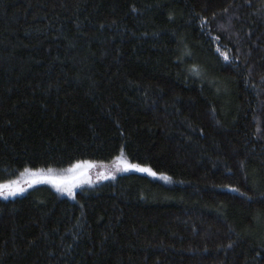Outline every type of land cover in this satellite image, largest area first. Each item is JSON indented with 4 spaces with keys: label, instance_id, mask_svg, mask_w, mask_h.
Returning <instances> with one entry per match:
<instances>
[{
    "label": "trees",
    "instance_id": "1",
    "mask_svg": "<svg viewBox=\"0 0 264 264\" xmlns=\"http://www.w3.org/2000/svg\"><path fill=\"white\" fill-rule=\"evenodd\" d=\"M117 157L0 198V264H264V0H0V182Z\"/></svg>",
    "mask_w": 264,
    "mask_h": 264
},
{
    "label": "rangeland",
    "instance_id": "2",
    "mask_svg": "<svg viewBox=\"0 0 264 264\" xmlns=\"http://www.w3.org/2000/svg\"><path fill=\"white\" fill-rule=\"evenodd\" d=\"M125 164H133L127 161L116 160L109 163H95L92 164L91 167L87 165H81L79 169H71L64 171H55V170H28L22 173L18 178L0 182L2 185H8V189L3 190V194L0 195V198H7L18 196L24 193L29 187L34 186L36 184H47L52 188L57 190L59 193L70 197L72 194V190L80 185L83 182H91L98 181L103 178H108L119 171H125ZM117 165H119V169L117 170ZM137 165V164H135ZM140 168H147L145 166L138 165ZM149 169V168H147ZM151 170V169H150ZM127 171H138L135 168H128ZM142 172V171H138ZM152 172V170H151ZM148 173L150 172H142ZM18 188H23V192H17L15 195H8L9 189L15 190ZM58 188L60 190H58ZM71 192V194H69Z\"/></svg>",
    "mask_w": 264,
    "mask_h": 264
},
{
    "label": "snow or ice",
    "instance_id": "3",
    "mask_svg": "<svg viewBox=\"0 0 264 264\" xmlns=\"http://www.w3.org/2000/svg\"><path fill=\"white\" fill-rule=\"evenodd\" d=\"M218 51H219V49H218ZM221 54L224 56V59H225L226 61L229 60V57H228V55H227L226 53H221ZM193 71L195 72L196 70L193 69ZM121 155H123V152H121ZM117 160L119 161L120 158L117 157ZM87 166H88V167H91L90 164L87 165ZM80 167H81L80 164H76V165L73 166L74 169H79ZM128 168H135V169L138 170V171H142V172H150L151 175H156V173L151 172L150 169H147V168H140L138 165H135V164H131V165H129V164H125V165H124V170H127ZM117 170H120V169H119V165H117ZM25 171H28V169H25ZM49 171H51V169H49ZM8 188H9L8 185H2V184H0V195L3 194V190H4V189H8ZM58 190H60V189L58 188ZM232 190H233V191H238V189H232ZM23 191H24L23 188H18V189H15V190L9 189V191H8V195H15L17 192H23ZM69 194H71V192H69ZM4 198L6 199L7 196H5Z\"/></svg>",
    "mask_w": 264,
    "mask_h": 264
}]
</instances>
